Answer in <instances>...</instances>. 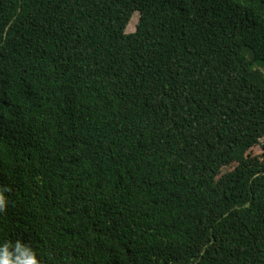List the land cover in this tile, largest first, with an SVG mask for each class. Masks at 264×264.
Here are the masks:
<instances>
[{
  "label": "trees",
  "instance_id": "16d2710c",
  "mask_svg": "<svg viewBox=\"0 0 264 264\" xmlns=\"http://www.w3.org/2000/svg\"><path fill=\"white\" fill-rule=\"evenodd\" d=\"M0 188L39 264H264V0H0Z\"/></svg>",
  "mask_w": 264,
  "mask_h": 264
},
{
  "label": "clouds",
  "instance_id": "9594fccd",
  "mask_svg": "<svg viewBox=\"0 0 264 264\" xmlns=\"http://www.w3.org/2000/svg\"><path fill=\"white\" fill-rule=\"evenodd\" d=\"M6 191L9 189L0 188V213L5 212L9 205L4 195ZM0 264H39V260L33 249L18 240L15 244L11 242L0 244Z\"/></svg>",
  "mask_w": 264,
  "mask_h": 264
},
{
  "label": "rangeland",
  "instance_id": "374dc122",
  "mask_svg": "<svg viewBox=\"0 0 264 264\" xmlns=\"http://www.w3.org/2000/svg\"><path fill=\"white\" fill-rule=\"evenodd\" d=\"M139 20V14H135L130 25L128 26L127 29V33H134L136 31V26ZM255 155L260 154L261 153V149L260 148H256L253 152Z\"/></svg>",
  "mask_w": 264,
  "mask_h": 264
}]
</instances>
